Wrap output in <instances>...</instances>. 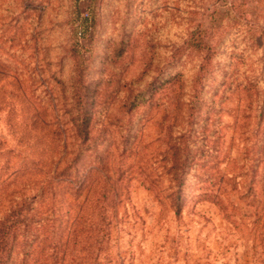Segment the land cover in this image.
Instances as JSON below:
<instances>
[{
	"label": "rangeland",
	"instance_id": "obj_1",
	"mask_svg": "<svg viewBox=\"0 0 264 264\" xmlns=\"http://www.w3.org/2000/svg\"><path fill=\"white\" fill-rule=\"evenodd\" d=\"M75 90L99 141L77 169L128 173L76 262L264 264V0H0V217L35 195L49 221L11 264H54Z\"/></svg>",
	"mask_w": 264,
	"mask_h": 264
},
{
	"label": "trees",
	"instance_id": "obj_2",
	"mask_svg": "<svg viewBox=\"0 0 264 264\" xmlns=\"http://www.w3.org/2000/svg\"><path fill=\"white\" fill-rule=\"evenodd\" d=\"M84 24V21L78 24L81 32L84 31ZM71 96L74 106L63 113V117L70 124L71 134L62 147L56 173V185H59L63 191L67 211L60 221L59 232L62 235L58 240L54 264H80L75 261L76 248L79 245L92 248L97 244L93 243L91 233H112L114 219L118 215L117 207L122 202V191L117 184L124 182L128 176V173H120V171L112 173L114 169H106L103 173L93 167L85 172L77 169L82 157L94 151L99 141L91 133L93 107L84 105L86 94L75 90ZM135 97L131 95L128 100ZM127 106L128 104H125V107ZM182 138L180 134L170 145L169 164L172 169L168 175L170 174V181L176 185L177 189L174 191L176 197L180 191L178 188L183 176L185 159V151L183 152L180 144ZM95 173H98L100 178H96ZM47 186L51 188V182H47ZM126 187H124L125 192H127ZM33 200L35 195L22 198L0 217V264H11L17 248L32 247L33 250L34 245L39 243L37 233L47 230L48 218L43 217L44 212H37L34 209ZM41 255V258L44 257L43 253ZM98 257L97 253L93 255L90 250L80 262L83 261V264L90 260L94 262ZM36 261L38 262L37 259L34 262L37 263Z\"/></svg>",
	"mask_w": 264,
	"mask_h": 264
}]
</instances>
